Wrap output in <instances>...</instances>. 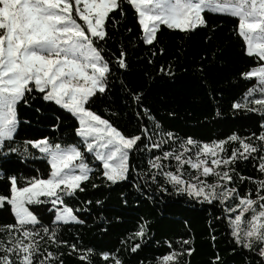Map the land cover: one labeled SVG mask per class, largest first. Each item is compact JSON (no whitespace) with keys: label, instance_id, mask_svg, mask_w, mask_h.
Here are the masks:
<instances>
[{"label":"snow or ice","instance_id":"6c2138e0","mask_svg":"<svg viewBox=\"0 0 264 264\" xmlns=\"http://www.w3.org/2000/svg\"><path fill=\"white\" fill-rule=\"evenodd\" d=\"M125 5L133 11L146 46H153L164 28L185 34L206 28L205 12L236 19L233 31L242 41L243 53L255 62L240 73L245 88L231 110L258 114V131L211 140L180 136L156 121L144 107V94L130 92L123 81L121 88L129 91L132 104L143 108L136 116L149 123L141 122L138 132L126 134L93 110L98 98L114 92L110 81L116 71L128 67L123 48L118 55H110L108 48L109 26L118 30L120 17L127 14ZM167 75L174 79L171 68ZM37 102L38 113L51 106L70 114L76 125L75 142H54L49 136L23 144L16 141L20 105L31 108ZM55 120L51 128L58 131L60 117ZM33 150L39 154L34 158L49 166L47 174L18 175L5 167L13 154L32 156ZM133 153L142 166L133 165ZM0 157L7 188L0 193V211L12 217V222L0 223V264H64L61 247L68 249V255L75 253L82 264H92L95 249L62 239V232L84 223L78 215L84 209L68 201L86 191L84 184L94 173L103 185L93 182V189L128 182L134 175L132 187L147 199L160 194L186 196L217 208L219 215L208 225L213 243L216 221L234 244L233 253L240 249L248 253L247 264H253V257L256 264H264V0H0ZM248 162L258 175L237 170ZM41 205L49 206L48 221L33 210ZM148 236L145 220L121 244L136 241L130 248L135 254ZM190 243L181 238L173 247L171 240H165L163 246L169 250L152 264H189L182 257L191 255ZM99 256L104 264H124L118 249ZM213 264L224 261L217 254Z\"/></svg>","mask_w":264,"mask_h":264},{"label":"trees","instance_id":"16d2710c","mask_svg":"<svg viewBox=\"0 0 264 264\" xmlns=\"http://www.w3.org/2000/svg\"><path fill=\"white\" fill-rule=\"evenodd\" d=\"M124 7L127 14L120 17L118 30L114 31L111 24L109 26L108 48L110 55H118L123 48L127 52L128 67L116 71L115 78L110 81L115 85L114 92L110 91L103 98H98L93 110L126 134L138 132L141 122L149 123L146 117L141 121L136 116V112L142 113L143 108L137 109L132 104L129 91L121 88L123 81L130 92L144 94V107L149 109L156 121L166 130H172L180 136L211 140L233 132L246 136L258 131V114H234L231 110L232 102L241 96L245 88L240 73L255 62L254 58L243 53L242 41L233 31L236 19L205 12L206 28L190 34L164 28L158 33V41L153 46H146L140 39L141 31L133 18V11L127 5ZM149 60L153 63H149ZM161 68L165 71L161 72ZM169 68L174 79L167 75ZM38 106L39 102L31 108L20 105L21 124L15 138L17 142L23 144L27 139L41 136H49L54 142H75L76 138L72 134L76 125L70 114L51 106L38 113L35 111ZM105 108L110 111L106 112ZM56 116L60 117L58 131L51 128L52 124L57 123ZM24 120L31 123L24 124ZM38 156L33 150L32 156L13 154L12 159L26 163L45 162L34 158ZM132 163L137 167L142 166V161L135 153ZM18 168L14 166L11 170L14 172ZM237 170L246 176L258 175L251 162L240 163ZM97 176L98 173H94L93 179L84 184L85 192L68 201L72 207L84 209L78 212L84 223L65 227L62 232V239L79 241L81 247L95 249L91 256L92 264H104L99 253L117 249L124 264H152L158 254L169 250L163 246L165 240H171L173 247H177L176 241L181 238L190 240L189 247L193 249L190 256L185 254L182 257V262L187 260L189 264H213V257L218 254L224 264H247L245 256L248 253L240 249L233 253L234 244L224 233V226L216 221L212 223V229L216 230L213 243L208 225L212 218L219 215L217 208L201 205L186 196L160 194L152 200L147 199L132 187L134 175L128 182L93 189V182L103 185ZM244 187H247V183ZM6 190L4 174L0 173V193ZM97 200L102 203L97 205ZM86 201H91V204H86ZM42 217L45 221L50 219L45 214ZM145 220L149 222V236L141 249L133 254L130 248L136 241L127 240L122 245L121 240H125ZM10 222L12 217L9 213L0 211V223ZM59 250L64 253V264H82L75 253L67 254L66 247ZM253 264H256L255 257Z\"/></svg>","mask_w":264,"mask_h":264},{"label":"rangeland","instance_id":"374dc122","mask_svg":"<svg viewBox=\"0 0 264 264\" xmlns=\"http://www.w3.org/2000/svg\"><path fill=\"white\" fill-rule=\"evenodd\" d=\"M72 135L74 136V130H73ZM88 160H89V162H91V157H88ZM14 166L19 167L18 169H16V171H14L18 175H35L38 172L47 174V172L49 170V166L47 165L46 161L41 162V163H26V162H23L19 159H12L7 165H5V167L10 169V170ZM47 207H49V206L44 207V205H41L38 208H34L33 210L40 213L41 215L45 214V215L49 216L48 213L45 211V209ZM37 210H39V211H37Z\"/></svg>","mask_w":264,"mask_h":264},{"label":"crops","instance_id":"0c3cea01","mask_svg":"<svg viewBox=\"0 0 264 264\" xmlns=\"http://www.w3.org/2000/svg\"><path fill=\"white\" fill-rule=\"evenodd\" d=\"M37 211H39V210H37Z\"/></svg>","mask_w":264,"mask_h":264}]
</instances>
